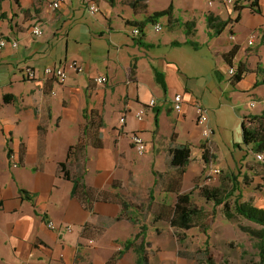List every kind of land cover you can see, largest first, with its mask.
<instances>
[{
	"label": "crops",
	"instance_id": "1",
	"mask_svg": "<svg viewBox=\"0 0 264 264\" xmlns=\"http://www.w3.org/2000/svg\"><path fill=\"white\" fill-rule=\"evenodd\" d=\"M132 1L93 0L98 12L92 14L85 0H66L57 9L52 0H0V41L6 43L0 48V264H137L142 242L149 264H157L150 251L164 248L177 230L166 220L155 221L177 200L175 170L169 167V150L177 146H191L180 194L197 191L217 167L221 178L240 173L241 202L264 210L260 194L245 199L253 182L243 184L264 169L252 146L244 145L255 123L250 116L264 113V0L256 1L257 11L242 0L236 9L223 0H146L136 11ZM169 8L171 16L156 23L162 32L149 23L139 38L132 35L130 23ZM208 15L228 22L219 35L209 36ZM36 26L40 36L32 33ZM229 60L235 70L245 69L237 83ZM73 62L82 72L67 68L62 83L44 75L46 68ZM27 68L34 70L33 79ZM100 77L104 84L95 82ZM176 95L183 98L180 114L173 110ZM195 100L207 111L209 137L197 124ZM87 118L83 185L92 193L90 209L58 172L83 137ZM133 132L148 144L143 156L132 147ZM204 146L214 156L210 163ZM155 171L163 176L155 178ZM123 205L127 217L117 221ZM49 221L58 230L49 229ZM137 234L135 246L117 257ZM156 257L165 263L164 256Z\"/></svg>",
	"mask_w": 264,
	"mask_h": 264
},
{
	"label": "trees",
	"instance_id": "2",
	"mask_svg": "<svg viewBox=\"0 0 264 264\" xmlns=\"http://www.w3.org/2000/svg\"><path fill=\"white\" fill-rule=\"evenodd\" d=\"M18 0H15L17 2ZM115 0H109L110 4H114ZM132 6L134 10L144 9L146 7V0H133ZM255 10H258V7H252ZM172 8H169L165 11L157 12L148 18L145 19L143 23H130V25L134 28H139L141 31V35H143L144 27L147 24H156L160 18L165 16H171ZM228 25V22H222L219 19L213 17L212 15L207 16V26L211 31L209 34L210 37L219 35L225 27ZM183 26L188 29L189 24L183 23ZM140 35V36H141ZM187 36H190V32L187 31ZM138 45H143L141 41H138ZM235 51L232 50L226 57L229 58L234 57ZM229 65L232 67V63L229 60ZM135 65L132 67V74L135 73ZM245 69L243 66H239L236 69V73L233 76V83H237L241 80ZM160 74H157L156 78L165 89L164 82L160 79ZM4 101L8 103L11 101L10 96H5ZM250 119L255 121L254 125L248 129V134L245 138V146H252V149L257 154H264V113L261 115L250 116ZM91 121V120H90ZM89 119L87 118V126L83 132V137L77 142L75 145L71 146L67 153V161L64 163H60L58 165L59 174L68 181L73 183L72 195L78 196L83 199V203L87 208H91V196L92 193L89 189H87L84 185V177L83 170L85 166V150L88 145L89 139ZM101 146V145H100ZM13 153L10 151L9 156ZM170 155V168L175 170L174 177L172 179V185L176 186L174 190L177 193V200L174 206L171 209H166L165 211H161L157 217H155V221L166 220L170 224L171 227L179 229V230H190L196 227V221L203 219V210L198 208L193 203V192L180 194L181 182L182 178L186 172V168L191 161V146L190 145H182L173 147L169 150ZM204 157L205 162L210 163L211 159H214L213 154L210 152V148L204 146ZM71 161V162H70ZM73 165L75 167H73ZM264 168V165H263ZM249 169H252L250 167ZM155 178L162 177L163 174L158 172H154ZM239 176L240 173L235 174L232 173L230 176L226 175L224 178H221V185L217 186H196L199 192V196L201 199H204L206 202H210L213 204L212 213L215 214L218 207L222 206L224 210V215L228 220H232L235 217H243L244 219L257 223L263 226V230L255 231L250 228H242L243 231L247 232L249 235L256 239H260L264 241V210L258 209L247 202H241L242 193L239 189ZM248 182V178L245 177ZM81 182V183H80ZM245 182V184H247ZM198 183V182H197ZM195 188V189H196ZM173 189V187H172ZM85 190L84 192H82ZM22 195L28 199L32 200L28 194V192L21 190ZM100 196V194H98ZM94 197V194H93ZM126 205H123V211L118 216L117 221L122 220L127 217ZM208 232L207 229H204V234L206 235ZM142 235V233H141ZM140 234H137L132 240H129L123 244V250L119 252L117 257H121L124 253V250H129L135 246V242L141 237ZM207 240L205 242L206 247L203 250L204 256L206 258V264H215L213 257L209 251V236L206 235ZM144 242L139 245L136 249L139 255V259L137 264H149L148 257L145 253ZM263 254H264V244H263ZM115 257V259L117 258ZM114 260V259H113Z\"/></svg>",
	"mask_w": 264,
	"mask_h": 264
},
{
	"label": "rangeland",
	"instance_id": "3",
	"mask_svg": "<svg viewBox=\"0 0 264 264\" xmlns=\"http://www.w3.org/2000/svg\"><path fill=\"white\" fill-rule=\"evenodd\" d=\"M259 166V164H255ZM220 169V168H219ZM237 170H240L237 168ZM245 172L244 170L241 173ZM209 173V172H208ZM204 176V182L207 180ZM223 175L220 169V175L215 182L208 186L218 184ZM243 177V175H241ZM248 182H253L251 187L246 190L245 199H254L260 194L264 199V191L261 188L264 184V169H261L257 175L251 173L247 175ZM202 182V186L204 185ZM244 187L241 186V189ZM193 203L203 210V219L196 221V227L190 230L177 229L172 233V237L167 238V245L164 248L155 247L150 251L153 261L159 263L156 256H164V264H206V258L203 250L206 247V235L209 236V251L215 264H264L263 244L264 241L256 239L243 231L242 228H250L255 231L263 230V226L257 223L247 221L243 217H235L228 220L224 215L223 207L217 208L215 214L212 213L213 204L201 199L198 191L193 192ZM204 229L208 232L205 235ZM168 235V234H167ZM176 238V243L174 241ZM149 251H147L148 253ZM148 257V255L146 254Z\"/></svg>",
	"mask_w": 264,
	"mask_h": 264
},
{
	"label": "built area",
	"instance_id": "4",
	"mask_svg": "<svg viewBox=\"0 0 264 264\" xmlns=\"http://www.w3.org/2000/svg\"><path fill=\"white\" fill-rule=\"evenodd\" d=\"M66 0H52L51 2V6L54 9L59 8ZM243 4H249V6H257L256 1L257 0H242ZM87 6H88V10L90 11V13L95 14L98 12V7L96 6V4L93 2V0H85ZM223 3L230 7L231 9H236V7H240V1L239 0H223ZM212 3H210L211 5ZM154 29L157 33L162 32L163 27L160 24H155L154 25ZM32 33L34 34V36H40L42 34V28L41 26H36L32 29ZM132 35L135 38H139L141 35V31L139 30V28H133L132 31ZM253 37L250 38L249 40V45L253 44ZM5 42L2 40L0 41V48L5 47ZM13 47H16L17 44L14 41L12 43ZM67 68L80 73L82 72V68L81 66H79L77 63H70L68 65V67H65L64 65H56L54 67L51 68H46L44 70V75L47 78H51L54 79L58 82H64L67 80V74H66V70ZM236 73V70L234 68L229 69V75L230 76H234ZM27 76L29 79H33L35 77V72L34 70L27 68ZM95 82L97 84H104L105 80L104 78L100 77L97 78L95 80ZM156 100H151L148 105L150 107H154L156 105ZM254 105V104H252ZM192 106L193 108L196 110L197 113V124L202 128V132H203V136L205 137H209L211 135V129L208 127L207 125V111L205 110V108L199 103V101L195 100L192 102ZM173 110L180 114L183 110V98L181 95H176L173 98ZM143 114L144 111H139L136 114V118L140 121L143 118ZM125 117H122L120 122L121 124H125ZM130 139H131V144L133 149L135 150V152L137 153V155L139 156H143L147 153L148 151V144L145 141V139L143 138L142 134L139 132H133L130 135ZM257 160L260 162H264V154H257ZM9 159L11 161V164L13 167H17L19 165V161L17 160V158L15 157L14 154L9 156ZM220 175V169L217 167H213L210 169L208 176H207V180H205L204 185H208L211 182H215L217 180V177ZM48 228L51 230H58V227L55 225L54 222L49 221L47 224ZM65 230L70 231L71 227L70 226H66ZM90 245H93L94 242L93 241H89Z\"/></svg>",
	"mask_w": 264,
	"mask_h": 264
}]
</instances>
